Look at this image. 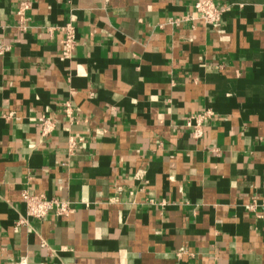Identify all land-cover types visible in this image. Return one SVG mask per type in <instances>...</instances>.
<instances>
[{
	"label": "crops",
	"instance_id": "crops-1",
	"mask_svg": "<svg viewBox=\"0 0 264 264\" xmlns=\"http://www.w3.org/2000/svg\"><path fill=\"white\" fill-rule=\"evenodd\" d=\"M26 1L0 0V264H264V0H214L218 26L197 0Z\"/></svg>",
	"mask_w": 264,
	"mask_h": 264
},
{
	"label": "built area",
	"instance_id": "built-area-1",
	"mask_svg": "<svg viewBox=\"0 0 264 264\" xmlns=\"http://www.w3.org/2000/svg\"><path fill=\"white\" fill-rule=\"evenodd\" d=\"M27 7L28 2L26 0H19L18 14L23 16ZM194 7L193 16L195 18L202 20L205 24L216 26L221 24L224 8L219 7L214 0H197ZM60 31L62 33V55L68 56L76 43L75 27L71 22H67L60 27ZM5 49L6 47L0 44V53ZM213 116L211 111L190 116L187 120V126L192 129L195 137H201L205 120ZM38 119L41 123L42 134H47L53 129L55 123L51 117L40 116ZM69 143L70 147H72L74 140L70 138ZM22 199L25 202L27 214L35 218H42L51 210L61 215L68 214L71 210L69 203L60 198H45L44 196L32 195L24 191L22 192ZM20 264L25 263L22 261Z\"/></svg>",
	"mask_w": 264,
	"mask_h": 264
}]
</instances>
